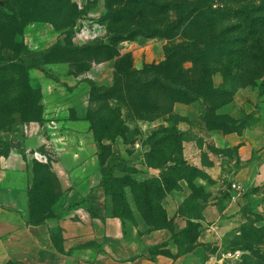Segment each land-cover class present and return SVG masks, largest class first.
Instances as JSON below:
<instances>
[{
	"label": "rangeland",
	"instance_id": "obj_1",
	"mask_svg": "<svg viewBox=\"0 0 264 264\" xmlns=\"http://www.w3.org/2000/svg\"><path fill=\"white\" fill-rule=\"evenodd\" d=\"M98 1L101 0H0V61L12 59L16 55L14 44L15 46L22 44L31 52H49L46 64L41 70L33 69L26 73L20 67L13 69L11 66L9 68L0 66V137L10 133L19 140L25 136V127L31 126V123H40L41 127L45 128L43 132L46 137L49 126H54L47 125L50 120L49 117L46 118V112L49 101L56 97L55 93H66L67 96L73 97L68 99L65 95L67 101L80 98L84 107L83 113L91 124L90 133L102 151L100 157L104 173L109 168L105 185L107 192L114 196L118 204V212L126 218H133L136 214L140 219L144 221L149 219L161 227H166L167 222H172L170 224L173 226V218L169 216L168 198L179 192L182 184L188 185L190 197H197L205 202H210V194L208 195L204 187L194 182L200 180L207 181L211 186L216 184L204 170L196 167L195 159L186 160L183 145L189 137L181 136V149L175 137H171L167 144L161 146L149 144L152 135L146 138L138 124L144 120L136 119L127 108L121 107L120 114L113 118L110 135L98 141L88 114L99 110L107 119L109 117L107 110L117 107V102L111 98L94 96L92 83L112 86L118 73V65L122 64L121 67L123 66V70L126 71H140L165 61L163 49L162 60L158 61L155 57L152 63L144 64L142 69H137L133 53L121 54L122 48L126 47L125 44L130 46L134 44L132 52H136L137 49L150 45L155 47L160 43L165 47L168 41L159 37L137 36L129 41L112 43L109 26L111 25L114 32L122 31L124 27L164 30L168 23L172 24L177 20L180 0H158L157 14L148 16L144 15L142 6L136 7L142 0H135L136 5L131 6L130 11L113 14L121 19L120 24L117 23L113 27L111 21L114 20V16L106 17L105 6L103 10L96 11ZM165 3H170L168 9L170 13L166 11L163 13V9H166ZM213 6L230 9L231 13L244 9L242 12L244 18L238 21L231 16L228 25L235 26L241 23L251 40L253 38L250 24L255 19L261 25L258 37L264 48V0H215ZM116 9L119 10L114 8V11ZM72 23H75L73 32L69 26ZM137 44L140 47H137ZM96 47L100 48L95 50ZM73 48L78 50L73 51ZM31 61L36 60L33 58ZM227 61L226 58L223 63L228 64ZM103 63H108V68H101ZM247 65V75L264 72L263 64ZM72 67H77L82 73L74 72ZM106 74H109L112 80ZM217 78L221 82L224 81L219 87H223L225 91L207 98L208 115L213 122L218 121L217 115L215 116L218 107L234 101L242 89L256 90L260 98L264 99V79L257 80L252 85L241 86L233 83L222 73H217L213 77L215 87L218 83ZM155 96L158 98V94ZM158 102L162 101L158 98ZM250 102L255 105L252 100ZM166 103L168 108L165 107V110H171L169 102ZM68 116L75 117V114L68 112ZM164 117L171 123L170 125L186 121L176 116L174 112ZM241 119L246 120L239 130L241 132L256 122V119L245 113ZM192 124L198 129L199 134L213 125L207 121H204L203 128L199 124L196 125L197 122ZM163 131L165 128H160L153 135H159ZM160 136L162 137V134ZM12 145L13 141L7 143L0 140V153ZM198 145L202 152L199 151L198 155L202 156V163L205 165L212 164L208 154H213L212 157L217 156L219 161L224 155L233 158L238 151V148L218 150L212 143L206 146L201 140ZM44 150L55 152L57 147L46 143ZM220 154L223 156H219ZM175 158H181L185 162L186 179H181L178 175L182 164H175L173 162ZM38 159L41 162L34 163L36 177L31 191L30 206L34 222L44 221L54 215L57 202L63 194L51 165L40 156ZM165 161L163 168H158V165ZM236 170L237 167L231 168L227 170L229 173L226 177L222 175L225 178L221 179L223 182L220 187L213 188L216 196L212 201H219L223 194L228 193L231 187L229 179ZM186 201L179 207L178 213L184 208ZM263 229L264 215L251 209L245 211L236 221L229 219L216 225L212 230L213 234L204 237V241H208L204 264H264ZM207 230L202 222L193 221L191 230L180 237L182 252L191 250Z\"/></svg>",
	"mask_w": 264,
	"mask_h": 264
},
{
	"label": "crops",
	"instance_id": "obj_2",
	"mask_svg": "<svg viewBox=\"0 0 264 264\" xmlns=\"http://www.w3.org/2000/svg\"><path fill=\"white\" fill-rule=\"evenodd\" d=\"M97 5L96 11L103 10L105 1H98ZM124 46L121 54L133 53L137 69L152 63L155 57L158 61L164 57L162 43L136 52H132L134 44ZM137 47L140 46L137 44ZM107 65L103 63L100 67L108 68ZM217 80L216 87L224 84L219 78ZM55 94L46 112L50 120L47 125L54 126H49L46 137L40 123L27 125L25 136L19 140L10 133L0 137L1 141L14 143L10 154L0 157V264H204L208 249L204 237H210L216 225L229 219L236 221L249 209L264 215V99L258 91L242 89L234 101L217 110V115H228L236 120L244 113L253 116L255 124L241 133L205 129L199 134L192 123L204 127V100L174 106V114L186 119L175 125L179 132L189 137L183 145L186 160L195 159L196 167L216 182L214 186L207 181L194 182L210 194V202L198 200L203 206L204 219L192 221L202 222L208 230L186 252H182L180 239H174L169 229L150 230L136 214L133 218L115 214L114 200L101 185L102 151L90 133L91 124L83 113L82 101L80 98L67 101L66 93ZM68 112H74L75 117L68 116ZM138 124L149 138L171 123L160 117ZM200 140L206 146L212 143L218 150L238 148V151L233 158L224 155L219 161L217 156L208 154L212 164L205 165L198 155L199 151L202 153L198 145ZM46 143L54 144L57 150L45 152ZM38 156L51 165L63 194L54 211L56 217L42 224H31V191L36 177L34 163L40 161ZM236 167L229 182L244 185L247 194L235 201L229 190L219 201H212L216 196L213 188L220 187L221 179L229 173L227 170ZM187 186L182 184V189L168 198L175 233L188 226V219L178 213L191 195Z\"/></svg>",
	"mask_w": 264,
	"mask_h": 264
},
{
	"label": "trees",
	"instance_id": "obj_3",
	"mask_svg": "<svg viewBox=\"0 0 264 264\" xmlns=\"http://www.w3.org/2000/svg\"><path fill=\"white\" fill-rule=\"evenodd\" d=\"M157 1L142 0L136 5L135 0H106L105 15L107 17L113 14L126 13L134 5L136 7L142 6L144 15L146 16L155 15L158 8ZM213 1L215 0H180L177 20L172 24L168 23L164 30L151 29L149 27H124V29H121L122 31L114 32L111 25L109 26V32L111 33L110 41L112 43L114 41L125 42L137 36H145L147 38L159 37L165 39L168 41V44L164 47L166 56L163 63L157 66L146 67L140 71L123 70V66L121 67L122 64H120L118 65V73L112 86H99L96 83H92L94 96L98 98H111L117 102L116 108H109L107 110L106 113L109 115L107 119V116H104L99 110L88 114L98 141L105 138L113 129V125H111L113 118L120 114L123 107L127 108L136 119L154 121L167 114H173L174 106L178 103L191 104L204 100L206 104L207 98L224 93L223 87H215L214 85L213 77L217 73H222L226 78L231 79L233 83L241 86L252 85L257 80L264 79V72L257 75H247L246 73L248 63L264 65V48L260 37H258L261 25L255 19L252 21L250 28L253 39L250 40L248 33H246L241 23L235 26L228 25L231 16L241 21L244 18V14L242 13L244 9L231 13L232 10L224 7L214 8ZM164 7L166 9H163V13L165 11L169 12L170 3H165ZM114 8H119V10L117 11L116 9L114 11ZM113 16L114 20L111 21L112 27L121 22L120 18L115 15ZM69 26L71 32H73L75 23ZM14 47L17 50L16 55L12 59L1 60V67L9 68L11 66L13 69L20 67L27 73L33 69L41 70L46 64L48 51L31 52L22 44L17 46L14 44ZM99 48L96 47L95 50ZM77 50L73 48V51ZM33 58L36 61H31ZM226 58L228 59V64L223 63ZM72 70L82 73V70L77 67H72ZM155 94H158V98L162 102H158ZM166 102H169L171 110H165ZM166 108H168V105ZM208 113L209 109L206 106L204 121L213 124L208 129L222 130L226 134L241 132L239 130L246 121L245 119L236 120L228 115H217L215 113V116L217 115L216 120L218 121L213 122ZM175 125H170L168 128H165V131L160 132L162 137L160 136L161 134L152 135L149 139V144H154L156 147L161 146L167 144L171 137H175L181 149V136L183 134L178 131ZM11 149L12 146L3 150L0 153V157H7ZM173 160L175 164H182L178 175L181 179H186L184 174L185 162L181 158ZM165 163L166 161L158 165V168H163ZM108 170L109 168L104 173L101 182L106 192L105 183L107 181L105 180L109 176ZM108 195L110 194L108 193ZM110 196L114 200L115 214L126 218L118 212V204L114 196ZM198 200L197 197H190L186 201L184 208L180 211V215L188 219L187 228L180 233H175L172 224H170L172 222H167L166 227H161L149 221V219H146L145 223L150 230L169 229L172 231L174 239H180V237L191 230L193 219H204L203 206ZM54 217H56L55 214L47 219ZM29 222L31 224H42L45 220L34 222L30 213Z\"/></svg>",
	"mask_w": 264,
	"mask_h": 264
},
{
	"label": "built area",
	"instance_id": "obj_4",
	"mask_svg": "<svg viewBox=\"0 0 264 264\" xmlns=\"http://www.w3.org/2000/svg\"><path fill=\"white\" fill-rule=\"evenodd\" d=\"M230 193L232 194V200H239L247 194V188L244 185L233 182L230 187Z\"/></svg>",
	"mask_w": 264,
	"mask_h": 264
}]
</instances>
